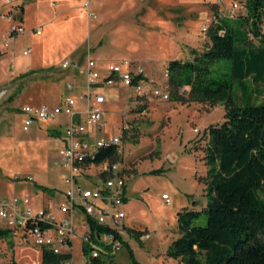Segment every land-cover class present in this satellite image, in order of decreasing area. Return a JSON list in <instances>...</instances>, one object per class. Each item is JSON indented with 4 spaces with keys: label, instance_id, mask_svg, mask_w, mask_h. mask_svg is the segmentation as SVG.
I'll return each instance as SVG.
<instances>
[{
    "label": "rangeland",
    "instance_id": "374dc122",
    "mask_svg": "<svg viewBox=\"0 0 264 264\" xmlns=\"http://www.w3.org/2000/svg\"><path fill=\"white\" fill-rule=\"evenodd\" d=\"M24 1L28 4L29 0ZM210 1L212 4L217 2ZM210 1H47L49 8L60 5L63 7L61 13L74 15L83 24V34L72 48V58L82 62L89 53L99 62L128 59L133 66L141 67L148 74L154 86L169 91V98L163 100L151 96L149 90L136 99L133 88L118 86L104 89L107 96L102 104L105 123L91 127L90 131L99 137L121 134L119 161L121 174L126 178L122 203L126 217L119 232L124 243L120 249L111 250L105 233L101 234L100 241H84L81 218L77 215L71 264H88L95 250L102 259L113 264H133L130 252L139 264H179V259L166 253L171 240L181 235L177 213L185 208L197 210L199 215L192 224L206 223L204 209L209 196L204 178L209 165L204 158L205 130L209 125L221 122L225 110L221 104L171 99L166 66L173 58L193 59L207 46L209 39L201 31L203 23L198 16L201 10L211 5ZM15 2L17 0H12L10 5L0 0V34H4L8 27L1 14L11 6L18 11ZM85 2H88V8H85ZM217 6L222 9L230 7L231 0H223ZM88 10L94 15H89ZM241 10L245 12L243 7ZM31 12L28 8L26 26L41 19L37 10L33 17ZM58 17L59 14L53 13L48 20H59ZM261 26L264 33V19ZM40 28V35L25 32L15 37L10 42L11 50L3 57L7 68L0 65V86L18 80L0 99V186L9 196L28 197L33 211L46 207L56 218H62L64 214L57 205L67 201L62 178L67 170L61 163L59 133L51 130L55 121L34 120L24 130V114L18 111L25 103L50 105L56 102L60 93L68 94L64 84L73 76V70L58 66L64 55L62 49L66 45V36L54 37L53 26L48 24ZM28 48L30 52L23 54L22 51ZM47 60L55 61V66L10 80L6 74L12 68L37 66ZM219 63L221 61L213 64V76H217L215 68ZM75 79L82 83V77ZM249 85L251 90L256 88L253 101H264L262 84L250 81ZM145 86L148 89L149 82ZM233 92L240 99L236 83ZM8 96H12L11 100H7ZM134 139L138 142L135 143ZM84 171H89V168ZM91 171L96 173V170ZM78 181L87 184L82 178ZM43 186L48 190H43ZM162 193L169 196V202L162 198ZM260 196L264 197V192H260ZM7 227L0 219V228ZM141 227V233L147 238L141 239L134 233ZM31 241L30 237L28 240L23 238L19 230L0 237V264H7L12 257L21 262H38L39 257L30 246Z\"/></svg>",
    "mask_w": 264,
    "mask_h": 264
},
{
    "label": "trees",
    "instance_id": "16d2710c",
    "mask_svg": "<svg viewBox=\"0 0 264 264\" xmlns=\"http://www.w3.org/2000/svg\"><path fill=\"white\" fill-rule=\"evenodd\" d=\"M239 1L245 12L240 10L234 19L221 18L212 23L206 32L208 44L202 51L193 59H170L166 66L171 99L221 104L225 110L224 119L205 130L204 158L209 165L204 178L209 196L204 209L207 221L204 225L192 224L199 215L194 209L177 213L181 235L171 240L166 253L179 259V264H264V197L260 196L264 192V101L254 102L256 88L249 89L250 81L264 87V0ZM213 9L216 12L217 6ZM216 61L221 63L215 68L217 76H213ZM235 83L240 99L233 92ZM183 85L188 87L186 94L179 92ZM103 160H120L116 146L95 152L93 161ZM88 223L89 237L84 241H100L102 233L113 231L123 245L119 230L90 218ZM12 230L16 229L0 228V237ZM141 232L134 230L138 237ZM30 246L38 262L12 257L7 264H61L71 257L70 252L54 253L33 243ZM130 257L133 264H139L132 252ZM88 264L113 263L98 255L90 256Z\"/></svg>",
    "mask_w": 264,
    "mask_h": 264
},
{
    "label": "built area",
    "instance_id": "2783aa9c",
    "mask_svg": "<svg viewBox=\"0 0 264 264\" xmlns=\"http://www.w3.org/2000/svg\"><path fill=\"white\" fill-rule=\"evenodd\" d=\"M220 4L223 0H216ZM12 5V0H5ZM88 8V2L84 3ZM242 6L239 0H231V6L225 9L217 6V11L209 14L202 24L201 31L206 33L212 23L221 18L234 19L237 17ZM15 6L2 12L1 17L8 23L4 34H0V53L10 47V42L25 32L41 33L39 27L27 29L21 22ZM89 15H94L88 10ZM222 33V31H221ZM30 49H24L23 54H28ZM69 66L67 59L61 62V67ZM85 89L76 96L67 95L58 104H24L21 112L24 114L23 129L26 130L34 120H54L60 115H66L67 121L64 125L63 136L59 147L61 163L66 168V174L62 178L66 185L64 195L66 202L57 205V209L64 214L62 218H56L49 208L42 207L33 211L29 206L26 196L4 194L0 186V219L8 227L15 228L22 233L26 240L29 237L32 243L51 250L54 253L71 254L72 236L75 232V216H80L83 229V239L89 237L88 218L98 224L107 225L112 230H119L123 225L125 211L122 208L126 178L123 176L120 161L103 160L93 161L95 152L100 148L116 146V151L121 153V134L113 136H96L91 127L102 126L104 120V109L102 104L105 96L100 92L102 86L121 85L134 89L137 97L148 93L151 96L166 100L169 91L159 86H154L147 78L141 67L133 66L128 59L105 62L99 67L97 62L87 57ZM166 75L168 71L166 69ZM149 87L146 89V83ZM71 87V84H67ZM95 88V90H93ZM187 86L180 87L179 92L184 93ZM77 100H82L84 107V120L77 122L74 119V105ZM197 128H195L196 130ZM89 168L85 172L84 169ZM91 169L96 170L91 171ZM96 178L91 187L85 186L78 181L79 178ZM167 202L169 196L162 194ZM108 248L120 249L122 242L115 237L113 231L106 233ZM141 239L146 235H141ZM98 251H93L92 256H98ZM61 264H71V257L66 258ZM86 264V263H82Z\"/></svg>",
    "mask_w": 264,
    "mask_h": 264
},
{
    "label": "crops",
    "instance_id": "0c3cea01",
    "mask_svg": "<svg viewBox=\"0 0 264 264\" xmlns=\"http://www.w3.org/2000/svg\"><path fill=\"white\" fill-rule=\"evenodd\" d=\"M47 1L48 0H29V1H27V3L29 4V6H28V4H26V1L17 0V2H15V5L18 6V11H20L21 8L23 9L21 11V13H20V17L19 18H20L22 24L27 29H33V28H36V27L40 28V26L48 24L49 26L50 25L53 26L52 32L54 33L53 34L54 37H56V35H63V36H66V38H67L65 40L66 45L62 49L63 52H64V55L61 56L60 60L58 61V66L61 69H64V70L65 69L73 70V76H72L71 80H66L65 84H64V89L66 91H68V94H65V95L63 94L62 95L60 93L59 96H58V100L56 102L54 101V102H52L50 104V105H55V104H58L67 95L76 96L80 92L84 91V89H85V80H86V70H85L86 67H85V65H86L87 57H90V58L94 59L97 62L99 67H102V65L105 62H99L96 58H94L89 53H88L87 56H85V58H84V60L82 62H79L78 60H76V59L71 57L72 48H73L75 42L78 41L79 38L81 37V35L83 34V28H84L83 24L81 23V20L77 19L74 15L67 16V14H63V12L61 13L63 7L60 6V5L56 6V8H49L48 5H47L48 4ZM208 1H210V0H208ZM210 3H211V1H210ZM213 6H217V5L211 3L210 6H207L205 9H203V10H201L199 12L198 18L201 19L202 23H204V21L207 19L209 14L214 11ZM28 8H30L31 11H32L31 12L32 13V17L35 16V15H33V12L37 10V13L41 14V19H39V21H37L35 23H30V24H28L26 26L25 21H26V15H27ZM53 13H54V15L59 14V17L62 16V19H60L58 17L59 20H56L57 19L56 18L53 21H49L48 18ZM86 16H87V14H86ZM30 33H34V32H30ZM34 34H36V33H34ZM40 34H42V29H41V33ZM40 34H36V35H40ZM10 50H11V48H8L6 51L0 53V65H2L4 68H5V64H4L3 57ZM65 59H67L69 61V66L66 67V68H62L61 67V62L63 60H65ZM108 61H106V62H108ZM54 63H55V61H53V62L51 61L50 62V61L47 60L45 62L43 61L42 63H40L37 66H35V65H31V66L30 65H23L21 67L12 68L9 71L7 70L8 73L6 72V74H7L8 78H9V80H10V79L15 78L19 74L27 72L29 70H35L32 73H36V72H39L41 70L50 69V67L55 66V65H53ZM77 76L78 77L79 76L82 77V83H79L77 81V79H75V78H77ZM145 78H147V80H149V82H152V79L149 78L147 73H145ZM69 83L71 84L70 88L67 87V84H69ZM118 86H121V85L102 86L99 89L100 92H102L104 94V96H105V101L104 102H106V99H107L106 92L104 91V89L105 88H109V87H118ZM122 87H126V86H122ZM127 88H130V87H127ZM50 97L54 98V96H51V95H50ZM25 104H28V103H25ZM29 104H34V103H29ZM39 104H41V103H39ZM34 105H37V104H34ZM84 107H85V104H84V102L82 100H77L76 101V104L74 105V111H75L74 119L77 122H83V120H84V113H83L84 112ZM18 111L21 112V108H19ZM67 119L68 118H67L66 115H60V116H58L56 118V120L55 119L53 120L55 122L51 126V130H53L55 132L57 131L59 133V136H60L59 143H61L62 136H63V129H64V125H65ZM104 123H105V110H104L103 125H104ZM82 179H83V181L85 183H87L85 186H89V187H91L95 182H97L96 178L95 179L82 178ZM162 194H164V193H162ZM125 217H126V215H125ZM144 228L147 229L146 226ZM141 229H142V227L137 229V230H141ZM142 235L145 236L146 234H142ZM147 237L148 236L146 235V238ZM99 238L101 239L102 236H100Z\"/></svg>",
    "mask_w": 264,
    "mask_h": 264
},
{
    "label": "water",
    "instance_id": "95a60500",
    "mask_svg": "<svg viewBox=\"0 0 264 264\" xmlns=\"http://www.w3.org/2000/svg\"><path fill=\"white\" fill-rule=\"evenodd\" d=\"M16 83H18V80L11 84L0 86V99H2L8 93V91L16 85Z\"/></svg>",
    "mask_w": 264,
    "mask_h": 264
}]
</instances>
